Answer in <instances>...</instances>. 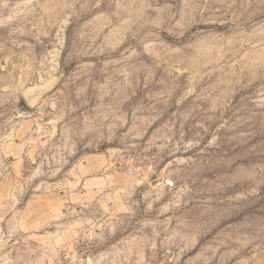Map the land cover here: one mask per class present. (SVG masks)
I'll list each match as a JSON object with an SVG mask.
<instances>
[{
	"label": "rangeland",
	"instance_id": "1",
	"mask_svg": "<svg viewBox=\"0 0 264 264\" xmlns=\"http://www.w3.org/2000/svg\"><path fill=\"white\" fill-rule=\"evenodd\" d=\"M0 264H264V0H0Z\"/></svg>",
	"mask_w": 264,
	"mask_h": 264
},
{
	"label": "water",
	"instance_id": "2",
	"mask_svg": "<svg viewBox=\"0 0 264 264\" xmlns=\"http://www.w3.org/2000/svg\"><path fill=\"white\" fill-rule=\"evenodd\" d=\"M24 101L26 102L27 106H31L35 99L38 97V93H28L24 94L23 96Z\"/></svg>",
	"mask_w": 264,
	"mask_h": 264
}]
</instances>
